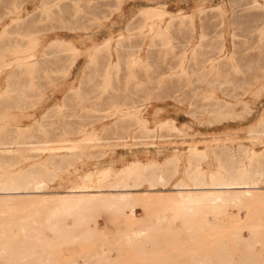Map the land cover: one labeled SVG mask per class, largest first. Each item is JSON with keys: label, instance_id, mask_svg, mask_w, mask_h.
Here are the masks:
<instances>
[{"label": "rangeland", "instance_id": "374dc122", "mask_svg": "<svg viewBox=\"0 0 264 264\" xmlns=\"http://www.w3.org/2000/svg\"><path fill=\"white\" fill-rule=\"evenodd\" d=\"M0 26V224L42 222L73 193L134 204L92 207L28 258L264 264V0H0ZM35 38L34 72L8 91V50ZM180 191L248 194L190 204ZM151 226L152 245L125 244Z\"/></svg>", "mask_w": 264, "mask_h": 264}, {"label": "bare ground", "instance_id": "6f19581e", "mask_svg": "<svg viewBox=\"0 0 264 264\" xmlns=\"http://www.w3.org/2000/svg\"><path fill=\"white\" fill-rule=\"evenodd\" d=\"M13 16L15 17V15H13ZM14 17L11 20L16 23L19 20V18L18 17L14 18ZM15 23H13V24H15ZM157 30H158V28H157ZM30 37L31 36H26V38H27L26 43ZM5 38H7V37H5ZM37 46L40 47V43H39V39L35 38L32 42H29L27 44L26 48L24 47L25 49H22V48H21L22 50L20 48L18 49V44H17V47H15L13 50H8L9 53L7 52V54L8 55L10 54V56H11V59L8 60L9 64H7V70L9 73V77L7 78V85H6L7 87L6 88L8 89V91H11L10 88L12 87V82L15 79L12 76L13 74L15 75L16 72L22 73V74L23 73L32 74L34 72V68H36L35 67L36 61L38 60L37 59L38 56L36 55L37 51H38V49L36 48ZM5 48H7V47H5ZM97 50H99V49H97ZM96 53H97V51H96ZM44 54L45 53L42 52L39 55V57L44 56ZM98 54H97V56H99ZM97 56H96V59L98 58ZM0 58H2V57H0ZM7 59H9V58H7ZM95 60L93 59V61H95ZM105 76H107L106 73H105ZM105 87L107 88V84L105 85ZM19 89H21V88H19ZM19 89L12 90V92H14L13 94L17 93V95H19V93H18ZM12 95L10 97H13ZM84 110H85V108H84ZM96 112H97V110H96ZM115 113L117 114L116 110H115ZM112 115H114V114L112 113ZM13 119L14 118H10L9 121H12ZM14 126H16V125H14ZM8 127L12 128V132L14 135H18V133L20 132L19 131L20 129H16L17 127H19L18 125L16 126V128H13V126H11V125ZM92 135L93 134H91V136ZM91 136L86 137L85 139L82 138L79 140H70V141L64 140L63 142L68 141L69 143L66 142V143H68V145H65L63 143L62 145H65V146H63L61 148H62V150L63 149L66 150V152H65V153H67L66 155H69V154L72 155L75 151L80 150V145L82 142L89 141V140H96V137L94 138L92 136L93 137L92 138ZM6 144H7L6 142L5 143L0 142V146H4ZM12 144L15 145L16 151L20 152L19 150L23 151L25 149L24 145H27L29 143H27V142L22 143V142H19L17 140H14L12 142ZM58 145H56V146H58ZM53 147H54V145H53ZM43 148H45L47 150L50 149V147L47 148V145H46V147H43ZM53 149L54 148H51L50 150H53ZM53 152H55V151H53ZM53 154H55V153H53ZM222 185L223 186H225V185L231 186V185H241V184L240 183H236V184L224 183ZM29 186H32L36 190L40 189L38 184H31ZM196 193L197 192L191 193V192L180 191L179 197L181 198V201H183L184 203L195 204L196 198H198L200 196L204 198V196L206 195L209 197V201L214 202V203H221V202L231 201L232 198L237 197L238 195L244 196V195L248 194V191H230V192L219 191L216 193H209V194H205V193L201 192V193H197V195H196ZM202 195H204V196H202ZM7 200H10V199H7ZM62 200H64L63 202L67 203L68 205L67 204L62 205L63 206L62 208H64L63 210L58 209L57 211H54L51 214H48L49 216L47 215L48 217L46 216V218L43 219L42 222L37 220L33 215L32 216L30 215L31 217L27 216V218H26V216H24L21 219H19L16 224L13 223V224L17 225L16 228L13 230L11 228L12 224H10V222H3V223L1 222L0 226L1 227L3 226L5 228L2 229L0 227V234H2V236H0V264H58L59 262H54L55 261L54 258L51 259L49 256H45L42 254H40L39 257L36 259L28 258L27 256H29V253H30L29 249L31 247H33V249L34 248H40V247H43V248L52 247L53 245H52L51 241L57 238L55 236L63 235L64 233H66L70 229H74L77 226L82 225L81 223H83V222L88 223V220L89 219L91 220V218L93 216V214H92L93 212L91 213V211H90V210H92L91 209L92 207H101L103 210H106L109 212H112V211L118 212V211L129 210L132 206H134V204H131V202H133V201L132 200H131V202L129 201L130 197L125 196L123 194H106V195L90 197V196H86L84 194L83 195H77V194L73 193L72 196L65 197ZM128 201L130 202V204L128 203ZM96 210H98V209H96ZM191 212L192 211L190 210L189 213H191ZM41 214H43V213H41ZM30 225H38V226L37 227H29ZM156 230L157 229H155L154 226H151L150 228H146V229H132L131 231L126 233L125 240L127 239V241L125 244L130 245V246H135L136 248H139V249L146 248L152 242L156 241V237L155 238L153 237L157 233V231H159V230H157V231ZM167 231L171 232L170 230H167ZM12 232L15 234H18L19 237L18 238H15V236L12 237L10 235V233H12ZM5 233H9L10 236L9 235L7 237L3 236ZM154 239H155V241H154ZM3 246H5V248H3ZM252 249H254V248H252ZM52 260H54V261H52ZM197 262H195V264ZM200 262L202 263L203 261L199 260V262L197 264H200ZM98 263H103V262H98ZM69 264H83V262L78 260V261H72ZM84 264H86V263H84ZM203 264H204V262H203Z\"/></svg>", "mask_w": 264, "mask_h": 264}]
</instances>
